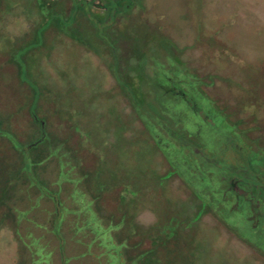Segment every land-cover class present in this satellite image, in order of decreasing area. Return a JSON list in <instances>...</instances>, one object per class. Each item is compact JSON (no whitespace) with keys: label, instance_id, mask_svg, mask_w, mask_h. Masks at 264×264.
<instances>
[{"label":"rangeland","instance_id":"1","mask_svg":"<svg viewBox=\"0 0 264 264\" xmlns=\"http://www.w3.org/2000/svg\"><path fill=\"white\" fill-rule=\"evenodd\" d=\"M90 1L92 27L76 9L59 17L65 28L54 32L44 0H0V264H140L142 252L164 262L169 243L155 256L145 241L142 251L130 244L156 227L163 235L181 228L172 242L205 264H264V180L248 172L264 163V0H134L116 24L104 0ZM173 66L187 100L161 99L174 86L154 92ZM116 74L141 88L127 92L131 107ZM146 85L158 95L143 92ZM112 125L133 127L131 166L140 157L166 159L147 200L145 187L111 161L109 145L119 137ZM50 126L65 131L67 146L50 140ZM234 179L249 192L234 190ZM93 193L110 195V215L94 211ZM191 193L212 215L190 221ZM146 208L151 223L140 229L133 217Z\"/></svg>","mask_w":264,"mask_h":264},{"label":"crops","instance_id":"2","mask_svg":"<svg viewBox=\"0 0 264 264\" xmlns=\"http://www.w3.org/2000/svg\"><path fill=\"white\" fill-rule=\"evenodd\" d=\"M52 31L56 32L57 30H53L52 29ZM89 50L94 52L93 49H89ZM96 54L98 55L99 53L96 52ZM102 62L104 63L103 64L104 66H106L108 64L107 60H105V59H103ZM116 71H117V69H116ZM119 90L121 91L123 98L127 99L126 101L130 105V102H129V100H131L130 99V95L127 94L125 86L121 87V84H119ZM113 96L116 98V93L115 92H114ZM114 103H115V101H114ZM116 106L119 107L118 103L116 104ZM130 107H131V105H130ZM124 109L126 111V108H124ZM126 112H128V111H126ZM27 115L29 116V117L27 116V118L29 120H31L32 119L30 117L31 113L28 112ZM39 118H40V116H39ZM39 118L37 117L36 119L39 120ZM29 123L31 124V128L36 126L37 129H38V126H40L37 122L33 123V122L29 121ZM62 124L65 125V122H63ZM50 127H51L50 131L47 132L49 134L50 140L52 142L56 141V145L59 142V144H62L63 147L67 146L68 141L65 142V140H67V137H65V134H66L65 131H63V129L61 131H58L57 128H55V126H50ZM117 128H118L117 125H112L111 127H109V129L114 130L115 134L119 135V137H115V138L113 137V139L111 140L113 142H110V145H109L114 150V152L112 151L113 159H111V161L113 160L114 164H115V161L117 159V161L119 162L118 165L119 166L121 165L122 169L125 170V172H124L125 175L124 176H126V177L130 176V178L134 177L133 179H130V180L137 181V184H136L137 188L145 187L147 194H145L144 199L147 200L148 197H149V184H150V186H158L161 183L160 177L163 176V173H162V170H164V162L163 161L165 159H164V157L161 158V159L159 158L160 162H158L155 159H146V158H141L140 157L137 161H135L134 167L131 166L129 164L128 158H127L128 149L129 148H133V149L137 148V145H135L136 147H132V144H133V143H131L132 139H128L131 136L133 127L131 125L130 126L123 125V128L120 129L119 132H117ZM34 132H35V130H34ZM126 133H130V135L128 137H126V135H125ZM53 134L54 135L55 134L58 135V139H57V137H54ZM67 135H68V138H69L70 142L73 144L72 145L73 150L76 151L77 147H75V145H74V144H76V142L73 143L76 134L73 133V132H68ZM118 138L121 139L122 144H118V143L115 142V140L118 139ZM69 147H71V145H69ZM156 151H157V147H156ZM156 151H155V153H156ZM116 152H118V153H116ZM114 155H115V157H114ZM155 162H156V164H155ZM108 165H109V163H108ZM82 167H84V165L81 166V168ZM77 169H79V168L77 167ZM149 169H151V172H152L151 175H149L148 172H147ZM159 169H161V171H159ZM79 170H81V169H79ZM167 170H172V168L170 167ZM87 171H89V170H87L86 166H85L84 168H82V172L81 173H85V172L87 173ZM173 177L178 178V181L181 182V179L176 174H174ZM91 181H93V183H94L93 170H92V175H91ZM132 182H134V181H131V183ZM94 185H95V183H94ZM173 186H174V184H173ZM99 193L98 194H94V193L92 194V199H93V202H94L93 209H94V211L96 209L98 214H100L101 211H105L106 213H108L110 215V211L106 207V205L111 202L109 200V197L113 193H111L109 191L108 194H110V195H108L107 198H101V197H105V196L99 197L98 196ZM150 195H151V193H150ZM187 199H188L187 205L189 206V211H188V213L186 212V215L190 218V221H192V218H193L194 219L193 221L199 222L200 220L206 219L209 215H212L210 213V208L208 206H206V205H203L205 203L202 202L198 196H195V195L192 194V197L191 198L187 197ZM191 207H193V211L191 210ZM203 208H204V210H203ZM107 209H108L109 212L107 211ZM148 212L149 211H148L147 208H146V210H141V211L138 210V211L135 212V216L133 217V219H136V220L139 221V224L137 223L138 228L141 229L142 227H146L147 225H149V223H151L149 218H148V216H147ZM173 217L176 218V217H179V215L177 213H173ZM173 217L171 218V223L174 222ZM108 218H109L110 222H114L115 223V221H111L110 216H108ZM139 218H141L142 220L141 219L139 220ZM166 219H169V215L168 214L166 216ZM179 227H183V230L188 229L186 225L181 224V223H179ZM223 227L225 228L224 225H223ZM159 229H161V228L156 227L150 235H148V233H144V232L141 231L140 235L139 234L136 235V236L139 237L137 239L138 243L136 244L137 241H135V242H132V243L130 242V244L131 245L135 244L136 247L138 246L139 251H140L141 247L144 244L143 241H145V243H149V246H148L149 248H148V254L147 255L150 254L152 256H155L154 254H157L156 253L157 248H159L160 245L163 242H167V243H169V246L166 247V252H165L166 256H168L166 258L167 261L163 262L164 258L163 259H159V261H157V260H155V257H154V260H149V258H144L145 254H143V252H142L140 260H139L140 264H142V262H146V261H152V262L156 261L159 264H168V263L169 264H205L204 263L205 262V258L202 255L198 254L197 252L193 253L191 251H187L186 245L183 244V243L178 244L176 241L172 242L173 239L170 238V236L172 234L174 236H176L175 231L180 230L181 228L171 227V230L173 231L171 235H168V232H169L168 230H167V232L164 235L160 234L159 231H158ZM112 230H115V229H112ZM155 231H157L158 238L156 237ZM202 240H201V246H204L206 249H208L210 251V246H208L207 244H204V242ZM156 242H160V243H156ZM154 246H156V250L155 249L152 250ZM190 246H192V248L194 247L193 244H191ZM149 250H152V252L151 251L149 252ZM141 251H142V249H141ZM173 254H175L176 256L174 257ZM170 255H172V258H173L171 261H169V256ZM131 257L133 258L134 255H131Z\"/></svg>","mask_w":264,"mask_h":264},{"label":"trees","instance_id":"3","mask_svg":"<svg viewBox=\"0 0 264 264\" xmlns=\"http://www.w3.org/2000/svg\"><path fill=\"white\" fill-rule=\"evenodd\" d=\"M76 2L74 3V4H72V5H70V0H44V4L42 5V7H43V9L45 10L44 11V13L42 14L43 15V17L45 18V16L46 17H49V16H51L52 18H51V22H54V23H50L51 25H52V27H51V29H54V30H61V29H64L65 27H63V26H59L58 25V21L60 20L59 19V17H61V18H66L67 16H69V15H73V16H75L74 15V13H73V11L74 10H79V12H80V14H81V16H83L85 19H86V21L89 23V25L92 27V25L90 24L91 23V21L93 20V17H92V13H94V11H93V9L92 8H90V2H92V1H90V0H75ZM81 1H85L86 2V7L88 8V9H86V10H81L80 8L82 7L80 4H81ZM120 1H125L126 3H125V5H124V7L122 8V9H119L118 8V6L120 5ZM104 3H102L101 2V7H103L104 8V10L107 12V14H109V15H111V17L109 18V19H111L110 21L111 22H113L114 24H116V22H115V17H116V15L117 14H120L121 12L123 13V12H125V11H129L130 9H131V7L134 5V0H104L103 1ZM76 4V5H75ZM77 6V7H76ZM50 10V11H49ZM95 14V13H94ZM106 14V15H107ZM55 18V19H54ZM72 18V17H71ZM80 19V18H79ZM74 20H75V18H74ZM113 20V21H112ZM75 21H77V19L75 20ZM93 22V21H92ZM125 24V23H124ZM117 28H119V29H122V25H120L119 27H117ZM133 32V31H132ZM136 32H138V31H136ZM138 34V33H137ZM99 40V39H98ZM96 52H98V51H96ZM98 53H100V52H98ZM173 68H174V71H172V67H171V69H168V71H167V73L168 74H165L164 75V77H165V83L166 84H154L153 86L155 87V91L154 92H157L158 94H160V91L158 90V88L159 89H161V91H163V88L165 89V85H169V86H174L173 87V91H167V92H169V93H171V94H168V95H165V94H163V92H162V94H161V99L163 98V95L165 96V98H168V97H172V98H177L176 96H179L180 95V98H184L185 100H187V98H188V96L189 95H187V93H189V88L187 87V86H185V85H180V87H177L175 84H174V78H178L177 77V75L175 74V72H176V69H175V66H173ZM115 69H117V68H115ZM155 71V70H154ZM151 76H154V78H155V73L153 72L152 74H151ZM179 76H183V75H179ZM116 77H117V79H119V81H121V87L122 86H125V88H126V92H129L130 91V89H131V87H132V89L134 90V91H138V90H141V88L140 87H137V86H135L134 84H133V86H131L129 83H127L126 81L124 82V80H121V78L119 77V76H117V74H116ZM178 79H181V78H178ZM194 80H196V79H194ZM180 83V82H179ZM127 84H129V85H127ZM200 86V85H199ZM148 87L149 86H143V92H146L147 91V93L149 92V94H154V95H158V94H155L154 92H152V91H150V90H147L148 89ZM157 88V89H156ZM184 88H187V89H184ZM150 89V88H149ZM167 89H169L168 87H166V90ZM165 90V91H166ZM143 92H141V94L143 93ZM143 95V94H142ZM150 96V101H154V102H156L157 100H156V98L155 97H153V96ZM189 102L188 103H190V100H188ZM158 103V102H157ZM163 103V108H165V109H168L167 108V106H166V104H165V102H162ZM159 111H160V109H159ZM171 111V110H170ZM157 144L160 146V141L159 140H157ZM264 154V153H263ZM165 159V158H164ZM166 160V159H165ZM167 163H168V161H167ZM170 165V164H169ZM247 165H249V164H247ZM171 166V165H170ZM256 166V165H255ZM245 168V167H244ZM250 169H251V171H248V172H250V173H253L254 174V176H257V174H258V172H260V173H262L261 175L262 176H260V180H259V182L261 181V180H264V163L263 164H261V166H260V171H259V168H257V170H254V169H252L253 168V166L251 165V167H249ZM246 171V170H245ZM233 177V176H232ZM235 178H237V177H235ZM257 178V177H256ZM231 179H233V178H231ZM238 179V178H237ZM186 182V181H185ZM184 182V183H185ZM237 182H239V180H237ZM237 182H236V179H234V181L233 180H231V183H232V188H234V190H236L237 192L238 191H240V190H242V193H243V191L244 192H249L248 191V189L246 190V189H243L242 188V184H237ZM186 183H188V182H186ZM185 183V184H186ZM260 184H261V182H260ZM235 185V186H234ZM230 188V187H229ZM250 188H252V191L250 190V192H253V193H256L257 191H258V189L257 188H255V186L254 185H250ZM254 197V196H253ZM127 247V246H126ZM126 247H125V251H127L128 252V250H129V247L126 249ZM154 249H156V246H154L153 247V249L152 250H154ZM152 250H149V252L151 251L152 252ZM126 256V255H125ZM129 258V257H128ZM137 262H140L139 260H137ZM146 263L147 264H152V261L151 262H149V261H146ZM129 264V263H128Z\"/></svg>","mask_w":264,"mask_h":264}]
</instances>
